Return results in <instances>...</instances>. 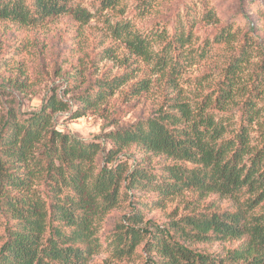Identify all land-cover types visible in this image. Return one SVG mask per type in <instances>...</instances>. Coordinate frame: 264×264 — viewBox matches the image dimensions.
Instances as JSON below:
<instances>
[{
    "label": "trees",
    "instance_id": "16d2710c",
    "mask_svg": "<svg viewBox=\"0 0 264 264\" xmlns=\"http://www.w3.org/2000/svg\"><path fill=\"white\" fill-rule=\"evenodd\" d=\"M70 1L0 0V21L42 25L69 13ZM101 1L105 9L123 2ZM154 1L145 0L142 12ZM115 35L145 62L155 61L174 86L182 67L178 50L191 32L144 35L127 22ZM250 41L230 60L216 98L168 103L153 118L108 133L112 147L106 153L99 142L58 131L55 116L85 117L126 86L128 74L78 96L74 111L55 94L28 117L9 111L0 127V264H91L105 249L129 259L141 246L144 264H264V57L244 76L255 47ZM258 50L262 57L263 44ZM150 87L151 81H141L130 94ZM157 158L166 162L154 166ZM190 191L230 198L235 206L193 211L162 226L145 224V211ZM143 195L155 200L147 203ZM131 200L141 207L117 223L105 248L100 235L106 218ZM233 241L242 242L225 255L197 248Z\"/></svg>",
    "mask_w": 264,
    "mask_h": 264
},
{
    "label": "rangeland",
    "instance_id": "374dc122",
    "mask_svg": "<svg viewBox=\"0 0 264 264\" xmlns=\"http://www.w3.org/2000/svg\"><path fill=\"white\" fill-rule=\"evenodd\" d=\"M144 1L123 0L117 7L105 9L101 0H71L69 13L42 25L0 21V127L9 111L28 117L40 111L53 94L74 111L79 107L78 96L92 91L103 80L128 74V84L85 117L74 120L71 113L55 116L58 131L85 142H99L106 153L112 147L106 138L108 133L153 118L168 103L197 105L206 98H216L230 60L239 54L247 38L255 47L244 76L252 73L264 57L259 50L255 52L258 44L264 47V0H155L151 10L142 12ZM127 22L144 35L164 31L173 38L177 33H192L190 42L179 47L183 53L181 75L175 78L174 86L166 84V76L155 61L145 62L117 38L116 27ZM252 41L249 44L253 45ZM161 48L158 45L156 50ZM144 80L151 81L150 89L138 96L130 94ZM235 118L239 119L238 113ZM119 159L135 164L128 155ZM165 162V158H157L153 165ZM143 198L147 203L155 200L150 195ZM216 206L231 209L235 202L215 194L205 197L196 191L185 192L167 200L162 208L145 211V224L162 226L193 211ZM136 207L141 206L131 200L108 215L100 235L105 248L117 223ZM241 242L197 248L225 255ZM143 247L129 259L115 258L105 249L91 264H144Z\"/></svg>",
    "mask_w": 264,
    "mask_h": 264
}]
</instances>
